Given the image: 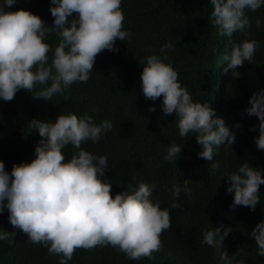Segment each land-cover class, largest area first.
<instances>
[{"label": "trees", "instance_id": "1", "mask_svg": "<svg viewBox=\"0 0 264 264\" xmlns=\"http://www.w3.org/2000/svg\"><path fill=\"white\" fill-rule=\"evenodd\" d=\"M49 4L50 0H18L7 10L24 9L50 26L54 18ZM120 7L123 29L130 36L114 42L118 51L102 50L96 55L86 83L75 82L48 101L33 98L23 89L11 101H0V161L5 170L10 172L14 163L35 158L34 147L41 138L28 125L33 118L55 120L58 114L72 112L77 116L86 113L97 124L108 119L111 130L98 142L87 141L81 147L107 156L109 170L102 179L112 184L110 195L130 191L129 185L135 188L143 182L154 186L150 199L159 201L161 208L174 199L181 206L170 208V228L160 234L161 247L151 257L134 260L112 246L98 245L77 248L68 264H218L217 253L202 240L205 230L220 225L232 228L223 240L229 256L237 253L240 264H264L250 236L264 218V185L258 190L260 203L250 211L246 206L229 207L233 196L226 192L230 182L225 180L227 173L245 161L262 169L264 177V150L254 143L258 132L249 130L259 121L244 111L250 107L253 92L264 88V6L246 12L250 26L234 32L231 43L212 25L209 0H121ZM58 39L50 33L46 42L54 49ZM253 39L260 44L253 60L238 66L240 75L233 78L231 70L225 71L223 57L230 54L233 43ZM165 43L173 45L166 63L177 71L180 85L187 88L194 102L209 103L215 116L235 134V142L221 145L213 156L219 168L197 156L202 148L195 133L179 135L175 116L161 112L160 98L152 101L142 94L139 76L144 57L160 54ZM48 56L50 63L51 51ZM150 107L155 111H149ZM172 143L181 146L176 162L164 159ZM74 151L68 145L63 154L70 159ZM185 181H189L190 195L183 191ZM176 187L181 189L178 197L174 195ZM7 217V210L0 213V229L15 232V243L0 241V264H58L56 255L29 242L27 234L14 228Z\"/></svg>", "mask_w": 264, "mask_h": 264}, {"label": "clouds", "instance_id": "2", "mask_svg": "<svg viewBox=\"0 0 264 264\" xmlns=\"http://www.w3.org/2000/svg\"><path fill=\"white\" fill-rule=\"evenodd\" d=\"M17 3L0 0V101H11L21 89L32 93L33 98L48 101L75 82L86 83L96 55L102 50L118 51L114 42L130 36L123 29L121 0H50L49 12L54 18L50 26L24 9L7 10ZM209 3L213 7L212 25L219 35L229 38V43L234 32L249 28L246 12L264 6V0ZM256 26H260L259 20ZM50 33L59 38L54 49L46 42ZM259 46L254 39L233 43L230 54L223 57L227 61L225 71L231 70L233 78L239 77L237 67L245 61L251 63ZM172 48L171 43H165L160 54L144 57L139 76L142 94L152 101L160 98L161 112L175 116L179 135L195 133L196 143L202 148L197 156L219 168L213 156L221 145H232L235 134L215 116L209 103L194 102L187 88L180 85L177 71L166 63ZM37 86L39 89L34 91ZM248 103L250 107L244 111L259 121L249 130L258 132L254 143L258 150H264V88L253 92ZM149 111H155V107ZM28 125L41 138L34 147L35 158L28 163H14L10 172L0 161V213L7 210V219L14 228L27 234L32 244L47 248L49 255H56L58 264H68L77 248L112 246L134 260L151 257L160 249V234L170 228V208L181 205L174 199L170 206L161 208L159 201L150 199L154 186L143 182L111 196L112 184L102 179L109 170L107 156L81 147L87 141L98 142L111 130L110 120L97 124L86 113L77 116L68 112L58 114L55 120L33 118ZM68 145L75 149L70 159L63 154ZM180 152L181 146L172 143L164 159L176 162ZM261 172L245 161L227 173L225 180L230 183L226 192L233 196L229 207L255 209L260 203L259 187L264 185ZM188 182H184L183 191L190 195ZM180 191L176 187L174 195L178 197ZM231 231L220 225L203 232L202 243L215 250L218 264H240L237 253L229 256L223 244ZM14 235L0 229V241L14 244ZM250 236L257 255L264 257V218L256 223Z\"/></svg>", "mask_w": 264, "mask_h": 264}]
</instances>
